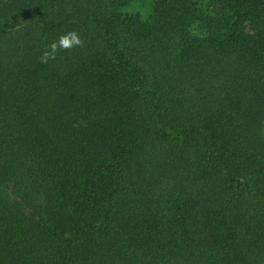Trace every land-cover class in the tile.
I'll return each instance as SVG.
<instances>
[{"label":"trees","instance_id":"1","mask_svg":"<svg viewBox=\"0 0 264 264\" xmlns=\"http://www.w3.org/2000/svg\"><path fill=\"white\" fill-rule=\"evenodd\" d=\"M0 264H264V0H0Z\"/></svg>","mask_w":264,"mask_h":264},{"label":"clouds","instance_id":"2","mask_svg":"<svg viewBox=\"0 0 264 264\" xmlns=\"http://www.w3.org/2000/svg\"><path fill=\"white\" fill-rule=\"evenodd\" d=\"M81 44L82 40L76 32L61 35L58 41L50 45V51L46 50L44 52V55L41 57V62L46 64L50 59L54 60L56 58L59 50H71L74 47L81 46Z\"/></svg>","mask_w":264,"mask_h":264}]
</instances>
